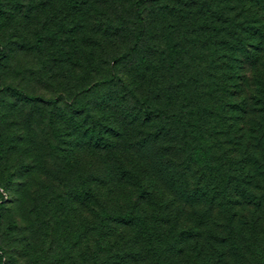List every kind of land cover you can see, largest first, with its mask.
<instances>
[{
	"label": "rangeland",
	"instance_id": "obj_1",
	"mask_svg": "<svg viewBox=\"0 0 264 264\" xmlns=\"http://www.w3.org/2000/svg\"><path fill=\"white\" fill-rule=\"evenodd\" d=\"M1 3L0 262L155 264L152 234L136 226H105L99 216L104 209L146 215L156 238L167 242L184 230L170 264H264V210L257 215L252 207L238 210L237 243L226 218L204 199L180 210L167 182L152 171V121L134 113L133 98L119 84L102 81L113 75L151 108L168 112H179L182 103L202 94L201 108L215 101L231 132L219 140L204 133L200 151L209 190L216 187L207 181L221 144L229 147L238 139L244 148L247 130L259 121L253 97L264 85V55L237 70L230 53H220L222 20L189 4L174 26L170 18L159 20L157 7L146 2L138 48L149 63L140 71L133 55L112 62L130 48L137 29L130 0ZM163 4L179 8L177 0H160ZM210 20L214 24L205 29ZM148 47L155 50L146 52ZM6 85L57 105L15 97L2 90ZM78 100L90 107L86 125L111 127L101 128L108 146L90 144L74 127L70 106ZM74 119L79 125L82 118Z\"/></svg>",
	"mask_w": 264,
	"mask_h": 264
},
{
	"label": "trees",
	"instance_id": "obj_2",
	"mask_svg": "<svg viewBox=\"0 0 264 264\" xmlns=\"http://www.w3.org/2000/svg\"><path fill=\"white\" fill-rule=\"evenodd\" d=\"M146 2H152L157 7L156 16L159 20L170 18L174 26L180 22L178 14L186 10L185 7L189 4L196 5L200 9L204 8L212 14L213 18L222 20L219 24H221L220 31L224 34L221 37V42L224 44L220 47V53L221 55L224 52L230 53L237 70L242 68L243 62L249 60L252 63L259 62L260 56L264 55V0H177L179 8L175 9L168 8L164 4L160 5V0H130L133 23L137 25V29L130 48L115 56L112 59L113 63L117 64L120 60L133 55L136 57L140 71L148 68L149 59L143 54L144 50L138 48L145 32L143 5ZM1 6L0 0V12ZM211 24H214L213 20L205 21L203 26L209 29ZM196 33H200L199 29ZM154 50L153 47L146 48V52ZM2 52L0 48V55ZM102 81L106 84H119L121 89L133 98L134 113H139L143 120L152 121L154 126L152 143L155 148L152 171L167 182L172 199H175L180 210H183L184 204L195 205L204 199L211 209L215 208L223 218H226V229L231 231V239L237 243V234H235L237 232L233 231L235 229L233 221L237 217L238 210L252 207L254 215L264 210V190L261 185L262 182L264 183V85L259 86L254 93L253 107L258 109L259 121L254 122L247 130L249 131L247 145L241 148L238 139L227 143L229 147L221 144L219 157H211L212 179L207 181L214 183L216 187H208L209 190H205L206 181L203 172L205 165L200 151L204 133L211 139L219 140L221 134L229 137L231 132L230 129L224 128V121L218 114L215 101L207 102L205 108H201L198 101L204 97L202 94L192 99V105L182 103L179 112H168L160 107L151 108L146 100L140 99L134 91L122 83L123 80L118 78L115 80L113 75L105 77ZM191 82L193 81H189ZM192 84L194 87L195 83ZM2 90L27 101L50 103L54 107L57 105L54 99L27 95L12 86L6 85ZM163 93H166L165 89ZM70 109L71 120L75 121L74 127L82 131L90 144L108 146L101 137V128L111 130L109 125L96 121L94 127L86 125V117L92 118L88 103L78 100L70 106ZM74 117L82 118L79 125ZM96 124L99 126L96 127ZM210 162L211 160L208 165ZM1 199L0 218L3 202ZM99 216L106 220L105 226L110 227V224L136 226L145 233L152 234L155 239L152 240L151 247L155 264H170L171 250L180 252L184 230L178 231L173 235L174 240L167 242L165 239L156 238V230L144 214L133 210L108 212L103 209Z\"/></svg>",
	"mask_w": 264,
	"mask_h": 264
}]
</instances>
